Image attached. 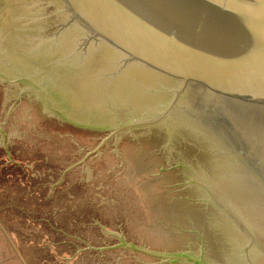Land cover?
Wrapping results in <instances>:
<instances>
[{
    "label": "water",
    "instance_id": "water-1",
    "mask_svg": "<svg viewBox=\"0 0 264 264\" xmlns=\"http://www.w3.org/2000/svg\"><path fill=\"white\" fill-rule=\"evenodd\" d=\"M0 264H264V0H0Z\"/></svg>",
    "mask_w": 264,
    "mask_h": 264
}]
</instances>
